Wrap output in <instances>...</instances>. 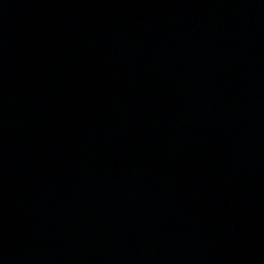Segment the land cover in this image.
<instances>
[{"label":"water","instance_id":"obj_1","mask_svg":"<svg viewBox=\"0 0 264 264\" xmlns=\"http://www.w3.org/2000/svg\"><path fill=\"white\" fill-rule=\"evenodd\" d=\"M0 264H264V0H0Z\"/></svg>","mask_w":264,"mask_h":264}]
</instances>
